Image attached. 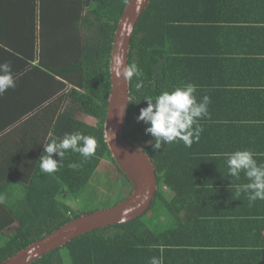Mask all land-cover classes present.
<instances>
[{"label": "trees", "instance_id": "trees-1", "mask_svg": "<svg viewBox=\"0 0 264 264\" xmlns=\"http://www.w3.org/2000/svg\"><path fill=\"white\" fill-rule=\"evenodd\" d=\"M167 1L152 0L135 28L128 54V65L137 64L144 86L137 91L136 79L129 82L125 139L142 148L156 167L160 191L155 203L141 218L87 233L33 264H149L146 259L161 257L165 245L164 235H159L155 226L157 219L181 214L179 205L182 208L186 203L197 202L202 199L201 192L211 189L212 181L204 179V169L210 166V160L215 161V156H225L204 147L209 141L207 136L212 134L208 124L213 118L200 120L203 132L199 142L191 147L177 142L162 145L157 151L151 147L155 143L153 138L145 134L148 125L136 121L140 109L147 107V97L171 92L179 86L170 49L172 33L178 26L166 14ZM128 2L0 0V63L10 62L16 76L15 89L2 96L1 104H10L4 96L16 88L29 98L31 79L43 77L46 89L50 83L49 97L44 102L48 104L50 100L51 104L45 109L54 112L46 143L75 131L97 141L92 157L83 160L78 153L69 151L54 174L39 168L44 155L42 146L35 153L37 163L32 168L37 166L31 178V140L23 138L18 148L9 151L15 127L22 125L31 135V99H25L24 107L21 100L18 102V108L27 114L8 115L0 109V264L80 217L82 213L66 201L81 197L105 156L116 165L105 140L104 125L112 91L113 44ZM37 47L40 54L35 65ZM80 114L93 117L96 125L80 120ZM53 159L59 162L60 157L54 154ZM71 163L80 167L73 170L68 167ZM116 168L126 180L129 196L131 184Z\"/></svg>", "mask_w": 264, "mask_h": 264}, {"label": "crops", "instance_id": "crops-1", "mask_svg": "<svg viewBox=\"0 0 264 264\" xmlns=\"http://www.w3.org/2000/svg\"><path fill=\"white\" fill-rule=\"evenodd\" d=\"M167 2L166 14L178 26L170 42L176 84L193 83L198 100L210 98L212 134L204 147L218 155L251 150L264 163V0ZM39 54L37 47L35 65ZM48 87L43 77L32 78L29 98L17 88L4 96L9 105L1 104L0 96V109L8 115L27 114L18 102L24 107L31 99V135L20 125L9 141L11 151L21 139L31 140V178L35 153L50 137L54 112L45 109L51 104L44 102ZM215 157L204 169V179L212 182L200 193L202 199L179 205L183 211L171 219L156 221L158 234L164 235L163 264H264V201L250 203L246 194H238V186L249 181L243 173L239 180L230 177L226 156Z\"/></svg>", "mask_w": 264, "mask_h": 264}, {"label": "water", "instance_id": "water-1", "mask_svg": "<svg viewBox=\"0 0 264 264\" xmlns=\"http://www.w3.org/2000/svg\"><path fill=\"white\" fill-rule=\"evenodd\" d=\"M151 2L152 0H129L117 27L111 59L112 91L104 133H109L105 140L116 166L131 184L130 195L112 208L81 214L1 264H33L87 233L139 219L155 203L160 191L156 167L142 148L129 144L125 139V122L130 100L129 82L116 75L117 59H122L123 64L128 65L133 33Z\"/></svg>", "mask_w": 264, "mask_h": 264}, {"label": "clouds", "instance_id": "clouds-1", "mask_svg": "<svg viewBox=\"0 0 264 264\" xmlns=\"http://www.w3.org/2000/svg\"><path fill=\"white\" fill-rule=\"evenodd\" d=\"M116 65L117 76H122L127 82H131L133 78L136 79L137 91L144 86L143 74L137 64L125 66L122 59H117ZM15 87L16 76L11 63H0V96ZM196 92L197 86L187 83L183 87H176L171 92L163 91L158 96L146 98L147 107L140 109L136 121L148 125L145 128V134L150 135L155 141L151 146L154 151L161 149L165 144L182 142L186 147H191L194 142H199L203 132L200 120L208 116L210 98L203 96L198 100ZM105 136L109 137L107 131ZM152 140L148 142L149 145ZM43 147L44 155L40 158L39 168L44 173L54 174L62 167L63 158L69 151L78 153L83 160L92 157L96 151L97 141L93 136L75 131L65 133L63 138L52 140ZM54 154L60 157L59 162L53 159ZM225 156L228 175L239 180L243 173L249 181L238 186V194H246L250 203L257 200L264 201V163H258L251 150H237L226 153ZM68 167L76 170L80 165L71 163ZM149 264H163V257L153 256Z\"/></svg>", "mask_w": 264, "mask_h": 264}, {"label": "rangeland", "instance_id": "rangeland-1", "mask_svg": "<svg viewBox=\"0 0 264 264\" xmlns=\"http://www.w3.org/2000/svg\"><path fill=\"white\" fill-rule=\"evenodd\" d=\"M63 36L68 37L69 35L65 34ZM78 117L90 125H96L97 123L90 116L80 114ZM126 184V180L120 175L113 160L109 156H105L86 191L78 200L68 199L66 203L73 210L82 214L112 208L123 197L127 196L128 187Z\"/></svg>", "mask_w": 264, "mask_h": 264}]
</instances>
